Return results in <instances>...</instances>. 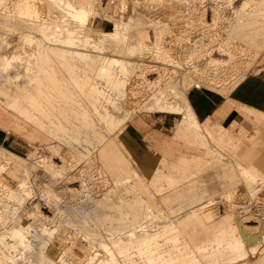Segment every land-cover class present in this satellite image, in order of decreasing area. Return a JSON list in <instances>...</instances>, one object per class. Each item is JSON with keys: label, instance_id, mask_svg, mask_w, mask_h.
I'll list each match as a JSON object with an SVG mask.
<instances>
[{"label": "bare ground", "instance_id": "6f19581e", "mask_svg": "<svg viewBox=\"0 0 264 264\" xmlns=\"http://www.w3.org/2000/svg\"><path fill=\"white\" fill-rule=\"evenodd\" d=\"M0 31V106L52 140L22 156L0 127V264H264V245L233 222L237 204L264 202L259 124L225 147L189 97L246 105L237 96L264 44V0H0ZM146 110L173 117L184 170L206 160L190 154L204 144L240 170L238 186L184 215L210 224L204 237L161 210L167 191L144 172L153 160L125 145V123ZM251 216L239 217L262 240L264 217Z\"/></svg>", "mask_w": 264, "mask_h": 264}, {"label": "rangeland", "instance_id": "374dc122", "mask_svg": "<svg viewBox=\"0 0 264 264\" xmlns=\"http://www.w3.org/2000/svg\"><path fill=\"white\" fill-rule=\"evenodd\" d=\"M95 25L106 28L108 26V22L106 20H102L101 23L96 21ZM2 32L3 31H0V34ZM9 34L10 41L17 39L16 31H11ZM12 46H14L12 42L6 46L4 51L5 56L9 55ZM262 74H264V44L262 49L259 51L256 60L255 72L249 71L246 77L248 78L249 76L256 75L260 76ZM202 92L210 97H216L217 101H220L218 104L220 107L225 105L226 101L229 102L227 104L231 105L229 115L226 120H223V123L224 125H228V120L233 116L232 119L234 124H229V129L234 132V134L231 132L228 133L226 130L214 131L216 130L214 125L207 123L205 119H199L207 125L206 129L210 132V134H212L215 140L219 141L225 147H231L230 145L234 139L242 137L241 135L235 134V132H237L235 130L240 127L239 125L244 126L245 131H247L245 135H248L250 134L248 133L249 130H254V127L259 124L260 129L258 128L257 131L256 129L254 131V141L264 142V136L262 135L263 129H261L264 126V116L257 111L260 110L258 108L264 109L263 106L252 104L255 106V109H257L255 110L254 108H251V104L246 103V105H242L240 103H232L227 97H219L204 90ZM137 118L140 119V123H138L140 127L129 125L128 130L130 136L129 139L125 141V145L137 156L149 155L152 158L155 157L153 159L152 166H149L148 170L145 169L144 172L149 174L152 168H154V171H152L153 174L158 176L160 184L163 185L167 191L162 195L156 194L161 210L169 216H183V219H185L183 221H188L189 223L194 224L188 226L189 233H187V237H204L206 229L210 224L205 221H203V224L201 221L195 222L193 218L191 219L188 215H184L193 209H197L200 204L205 203L208 199L217 197L219 195V191H230L234 187L238 186L241 183V180L238 177V172L240 171L239 168L236 167L235 161L233 163L224 156L216 154L211 149H208V147L204 144L205 142L202 141V144L204 145L202 147L193 146L190 154H197L206 160L200 164L198 170L195 167L189 170H184L190 162L186 159L187 157L185 158L187 162H184L180 152L177 151L176 144H179L180 141L176 139L173 140L174 131L170 130V127L173 124V117L171 115L159 114L157 112L146 110L138 113L135 119ZM129 123L131 122L125 123L126 127ZM141 126H143L142 129ZM0 127L3 130L1 135L6 138L4 145L7 146L8 149L22 156H26L32 151H36L39 143L46 145L52 141L51 139L45 137L42 131L31 127V125L27 122L25 123L22 118L8 112L2 106H0ZM150 135H156V137L158 136L164 140H169L171 136L172 139L168 141L172 142L169 144L171 146L170 148H172L171 152L169 154H162L161 156H158L160 153L157 149H155L153 145L154 142L151 141L149 137ZM246 137L249 136H244V138ZM198 143L201 146V141H198ZM38 151L42 152L41 148H39ZM237 158H240V156L237 155ZM130 166L134 169L136 168L139 173H142L139 170L141 165H137L135 161L130 160ZM180 175L182 177H179ZM202 175L207 177L212 175L211 181L207 180V182H205L203 178H200ZM156 189V186L150 187L149 191L155 192ZM181 191H183V193L179 194ZM163 198H167V200L163 201ZM252 202L253 201L245 200L242 204L236 205L237 209H239L237 214L238 217L240 216L243 219H247L248 216L252 215L251 219L254 221L255 219H253V217H264V202H261L262 204H255ZM244 207L249 208L243 210L242 208ZM238 217H234L233 222L239 230L241 238H243L249 246L257 245L260 250L264 245V237L261 240L259 234L250 235L245 229V226H254L255 222H246V220L243 222L241 221V218L239 217V219ZM221 222L223 225L227 223L226 220H222ZM263 226L260 230L261 235H264ZM250 238H253L254 240L251 241Z\"/></svg>", "mask_w": 264, "mask_h": 264}, {"label": "crops", "instance_id": "0c3cea01", "mask_svg": "<svg viewBox=\"0 0 264 264\" xmlns=\"http://www.w3.org/2000/svg\"><path fill=\"white\" fill-rule=\"evenodd\" d=\"M247 80H249V82H247L245 86H242L241 84V87H243V89L241 92L238 93L237 99L247 104H256V105H261L264 107V74L260 76H257V75L249 76ZM239 90H240V86L235 88L233 92L231 93V97L232 98L235 97L237 91ZM189 97H190L191 103L199 119L200 118L205 119L207 123L214 125L215 126L214 128L216 129L214 131L226 130L228 133L231 132L234 134V132H232L229 129V124H234L233 119H232L233 116L228 120V125H224L223 123L224 122L223 120H226L230 112L231 105L227 104L229 102L226 101V104L220 107L218 105L220 101H217L216 97L214 96L210 97L209 95L204 94L202 91L194 90V89L189 93ZM138 123H140L139 118L135 119L133 122L128 124L127 126L128 134H129V130H128L129 125L134 126V127H140ZM202 124L205 128H207V125L205 123L202 122ZM239 126L240 127H238V129L235 130L237 131L235 132V134L241 135L242 137H244V134L247 131H245V128L243 125L242 126L239 125ZM142 127L143 126H141V129ZM171 128L172 126L170 127V130ZM250 132H252V129L249 130L248 133ZM149 137L151 141L154 142L153 145L155 149H157V151L160 153L158 156H161L162 154H169L171 152L172 148H170L171 146L169 144H171L172 142H168L169 140L172 139L171 136L169 140L161 139L158 136L156 137V135L155 136L150 135ZM173 138H174V132H173ZM177 151H179L178 147H177ZM138 157H140L142 161L149 162V163H151L152 160L155 158V157L152 158L149 155L138 156ZM179 177H182V176L180 175ZM200 178H203V180L207 182V180H211L212 175L208 177L205 175H202ZM181 193H183V191H181L179 194Z\"/></svg>", "mask_w": 264, "mask_h": 264}, {"label": "water", "instance_id": "95a60500", "mask_svg": "<svg viewBox=\"0 0 264 264\" xmlns=\"http://www.w3.org/2000/svg\"><path fill=\"white\" fill-rule=\"evenodd\" d=\"M251 241H253L254 239L253 238H250Z\"/></svg>", "mask_w": 264, "mask_h": 264}]
</instances>
